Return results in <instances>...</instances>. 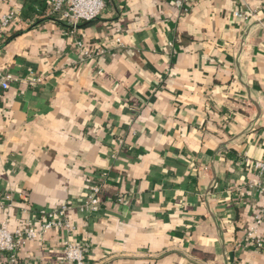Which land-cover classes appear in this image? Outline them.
Here are the masks:
<instances>
[{
	"label": "crops",
	"instance_id": "crops-1",
	"mask_svg": "<svg viewBox=\"0 0 264 264\" xmlns=\"http://www.w3.org/2000/svg\"><path fill=\"white\" fill-rule=\"evenodd\" d=\"M105 1L71 33L47 0H0V23L17 14L0 35V226L69 205L76 228L18 264H60L68 241L86 264H264V223L262 247L247 238L264 212V0Z\"/></svg>",
	"mask_w": 264,
	"mask_h": 264
},
{
	"label": "built area",
	"instance_id": "built-area-1",
	"mask_svg": "<svg viewBox=\"0 0 264 264\" xmlns=\"http://www.w3.org/2000/svg\"><path fill=\"white\" fill-rule=\"evenodd\" d=\"M184 1L186 0H179L178 4L182 5ZM47 3L50 6L51 14H60L63 20L70 23L71 33L78 30L81 24L92 22L99 18L106 6L105 0H47ZM245 15L248 16L249 13ZM16 16V12H10L2 17L0 35L4 31V28L8 27ZM236 16H241V14L237 12ZM117 42L118 44H122L120 39ZM79 46L82 54L88 57L92 55V51L83 44ZM11 81H13V77L3 75L0 70V87L8 90ZM32 81L36 82L40 81V79H33ZM253 168L258 175L264 176V160L254 162ZM261 190L264 194V186ZM101 193V186L96 185L93 187L92 193L87 201L88 209L94 212L98 209L101 204ZM69 209V205H63L60 209L47 212L44 222L39 226L30 223L23 228L11 231L8 223H3L0 226V253H8L10 262L12 264H18V254L28 242L36 241L54 229L74 232L76 228L72 225L67 215ZM263 223L264 212L256 216L255 222L247 234V238L253 241L259 248L263 246V241L257 234L259 227ZM85 254L86 249L83 246L68 241L65 245V259L60 264H86Z\"/></svg>",
	"mask_w": 264,
	"mask_h": 264
},
{
	"label": "trees",
	"instance_id": "trees-1",
	"mask_svg": "<svg viewBox=\"0 0 264 264\" xmlns=\"http://www.w3.org/2000/svg\"><path fill=\"white\" fill-rule=\"evenodd\" d=\"M90 23V22H89ZM88 24V23H87Z\"/></svg>",
	"mask_w": 264,
	"mask_h": 264
}]
</instances>
